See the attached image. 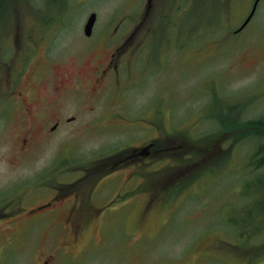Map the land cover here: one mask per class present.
Wrapping results in <instances>:
<instances>
[{
  "label": "rangeland",
  "instance_id": "1",
  "mask_svg": "<svg viewBox=\"0 0 264 264\" xmlns=\"http://www.w3.org/2000/svg\"><path fill=\"white\" fill-rule=\"evenodd\" d=\"M253 2L0 0V264H264V0L234 32Z\"/></svg>",
  "mask_w": 264,
  "mask_h": 264
},
{
  "label": "flooded vegetation",
  "instance_id": "2",
  "mask_svg": "<svg viewBox=\"0 0 264 264\" xmlns=\"http://www.w3.org/2000/svg\"><path fill=\"white\" fill-rule=\"evenodd\" d=\"M29 45H28V48H26V47L24 48L26 54H28ZM115 49H117V47ZM113 52L114 53L111 52V54L109 55V58L106 60L105 65L103 63H100V65H99L100 68L97 69V71H96L97 75L95 77V80H96L97 84L107 85L108 82H118L120 80V69H119L120 62L117 59L115 60V57H114L115 51H113ZM19 72H24V71L21 69ZM70 75H71L70 70L69 69H65L64 73H63V78L61 79L59 84L54 87V91H53L54 93L59 92V89L61 87H64L66 84H71V78L69 80ZM17 79H18V77L15 80H12V75H11L10 78L7 80L8 81L7 82L8 83V87H7V91L8 92H7V95H5V96H7V98L11 99L12 97L16 96V92H18V90H17V86H18ZM73 81H74V84H76V82L78 80H73ZM4 99H5V97H4ZM42 110H43V113H40V111L38 110L36 115L38 114L37 117L41 118L43 120V118L45 117V113L46 112L44 111V109H42ZM25 113L27 115L28 114H32L33 113L32 112V108L29 107V106L25 107ZM61 120H62V117L61 116H57L54 119L53 124L48 125V120L45 119V122H46V126H45L46 133L50 135V133L54 132L57 129V126L61 122ZM24 142H26L25 139H24ZM148 142H149L148 146H151L150 148H147V146H146L143 149H140L139 152H135L134 155H138V156H140L142 158L145 157L144 158L145 161L148 158V161H146V162L150 163V161L153 158H152V155H149V153L156 151L158 148L156 146V142L155 141H148ZM56 191L58 192L57 189H56ZM55 204H56L55 200L54 201L52 200V201H49L48 203H45L43 205H38L35 209H38L41 206H42V208L43 207H46V208L49 207L50 208L51 206H53ZM77 205L81 206V204H78L75 201L72 203L70 209L68 210V218L69 217L72 218L73 216H77L78 214H80V216H81L83 214V211H79L78 210ZM73 206L76 209V214H73V209H72ZM43 263L44 264H50L48 260H44Z\"/></svg>",
  "mask_w": 264,
  "mask_h": 264
},
{
  "label": "water",
  "instance_id": "3",
  "mask_svg": "<svg viewBox=\"0 0 264 264\" xmlns=\"http://www.w3.org/2000/svg\"><path fill=\"white\" fill-rule=\"evenodd\" d=\"M258 2H259V0H254L253 5H252V8H251L249 14L247 15V17L245 18V20L243 21V23L240 25V27H238V29L236 30V32L241 31L249 23V21L251 20V18L253 17V15H254V13L256 11ZM96 17H97V15H96L95 12H92L88 16L87 21H86V24L84 26V33H85V35L89 36V35L92 34V30H93V27H94V24H95V21H96Z\"/></svg>",
  "mask_w": 264,
  "mask_h": 264
},
{
  "label": "trees",
  "instance_id": "4",
  "mask_svg": "<svg viewBox=\"0 0 264 264\" xmlns=\"http://www.w3.org/2000/svg\"><path fill=\"white\" fill-rule=\"evenodd\" d=\"M184 3L185 2H183L182 4H181V6L179 7V8H181V7H183V5H184ZM212 7H210V17H206V19L209 21V20H211L212 21V25L215 23L213 20H214V18L216 17V19H217V16H218V14H217V16H216V8L213 6V5H211ZM179 8H177V10L179 9ZM210 24V25H211ZM261 120V119H260ZM252 122H254V123H252ZM263 122V120H261V121H257L256 119H254V120H252V121H248V122H245V125L246 124H249V125H256V126H258V127H263L264 128V126H260V123H262ZM244 124V123H243ZM254 132H256V133H258V135H260V136H262L263 138H264V136H263V133H262V131H254ZM262 149V150H261ZM261 149H259V151L260 152H262L263 150H264V148L261 146ZM264 158V157H263Z\"/></svg>",
  "mask_w": 264,
  "mask_h": 264
}]
</instances>
